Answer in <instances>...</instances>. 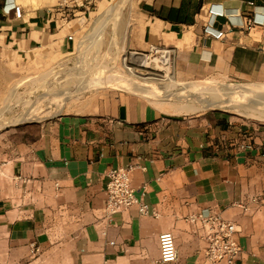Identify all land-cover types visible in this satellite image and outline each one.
Here are the masks:
<instances>
[{
  "label": "crops",
  "instance_id": "0c3cea01",
  "mask_svg": "<svg viewBox=\"0 0 264 264\" xmlns=\"http://www.w3.org/2000/svg\"><path fill=\"white\" fill-rule=\"evenodd\" d=\"M6 1L0 57L24 60L25 79L75 57L83 25L103 3L60 26L48 12L57 0ZM137 15L127 52L168 49L177 82L264 84V0H140ZM128 165L156 217L135 207L106 216V174ZM212 212L237 226L243 264H264V126L99 89L80 91L55 116L0 130V264L53 254L67 264H161L163 232L177 249L169 264H213L201 230L185 220Z\"/></svg>",
  "mask_w": 264,
  "mask_h": 264
},
{
  "label": "rangeland",
  "instance_id": "374dc122",
  "mask_svg": "<svg viewBox=\"0 0 264 264\" xmlns=\"http://www.w3.org/2000/svg\"><path fill=\"white\" fill-rule=\"evenodd\" d=\"M24 2H34V0H24ZM139 2L140 0H103L102 4H98L95 13L91 14L90 18L83 25V30L79 35L80 39L76 45V56H69L61 65L54 64L55 66L51 67L49 71L35 72L29 79L24 78L26 76V64L24 60L14 55L0 57V108L10 92L14 91L13 104L0 118V130L18 122V118L28 109L33 113L40 114V118L36 120L55 116L61 112L67 103H71L80 91L89 92L99 89H112L119 92L136 94L122 89L121 82L119 81H110L106 84H101L98 88H79L85 77H96L98 75L117 76V68L119 65L115 61L108 62L112 57L120 60L124 59L126 66L136 68L138 73L163 75L162 72L154 68L142 67L132 63L131 54L127 52L128 49L123 31L124 27L128 25L130 27V35L131 33H135ZM112 5V13L108 14V9ZM95 19L98 20L95 21ZM123 48L126 49V52H123ZM156 49L163 50L161 47H156ZM146 54H152V52L150 51ZM142 74L141 76H146ZM228 84L238 83L225 80H209L203 82V86L207 88L213 85H219L222 88V86ZM148 85L156 94L163 92V88L160 85L153 83ZM73 86L75 90L71 89ZM187 89L193 88L189 85ZM185 92L187 93V90ZM58 93L64 95L61 101L56 104H50V101L54 100L53 95ZM194 93V95L200 94V90ZM222 97L225 100L229 99L227 95H222ZM152 101L159 104L162 108H168L174 105L171 101ZM194 105L197 106L196 103ZM221 106V108L216 107L200 110L210 113H222L232 120V122L242 124L244 127L264 126V118L259 119L253 116H245L242 114L245 112L244 109L236 110L226 104H221ZM30 264L67 263L62 257L53 254L43 258L37 256Z\"/></svg>",
  "mask_w": 264,
  "mask_h": 264
},
{
  "label": "bare ground",
  "instance_id": "6f19581e",
  "mask_svg": "<svg viewBox=\"0 0 264 264\" xmlns=\"http://www.w3.org/2000/svg\"><path fill=\"white\" fill-rule=\"evenodd\" d=\"M42 3H48V0H42ZM112 9L113 5L109 7L108 14L112 13ZM97 20L95 19V21ZM123 33L124 39L127 40L130 34V27L128 25L124 27ZM123 49V52H126V49ZM151 52L152 54L133 52L131 53V62L142 67H151L159 70L163 75L138 73L136 68L127 67L124 59L120 60L112 57L108 62L115 61L119 65L117 68V76L98 75L96 77H85L79 88H98L101 84H106L110 81H119L124 90L134 92L158 102H173L177 112L192 113L200 109L221 108V104H226L236 110L244 109L245 112L242 114L245 116H253L259 119L264 118V84H228L222 86V88L219 85H213L207 88L203 86V83H179L174 78L171 51L168 49L160 50L153 48ZM141 74L146 76H141ZM150 83L160 85L163 88V92L156 94L148 85ZM189 85L193 89H187ZM185 90H187V93ZM199 90L200 94L194 95V92ZM222 95L229 96V99H223ZM63 96L59 93L54 94V100L50 101V104L60 102ZM13 100L14 91L10 92L0 108V118L4 112L8 111L9 107L13 104ZM38 118H40L39 113H33L28 109L18 118V123L34 121Z\"/></svg>",
  "mask_w": 264,
  "mask_h": 264
},
{
  "label": "built area",
  "instance_id": "2783aa9c",
  "mask_svg": "<svg viewBox=\"0 0 264 264\" xmlns=\"http://www.w3.org/2000/svg\"><path fill=\"white\" fill-rule=\"evenodd\" d=\"M5 2H7L5 0ZM95 7V0H57L56 5L48 11L50 16L59 14V25L68 23L77 13L85 16L90 14ZM15 6L11 5L10 9ZM250 136L246 135V139ZM250 142V141H249ZM246 142L241 147L249 148L251 143ZM137 168L135 165L112 168L106 174V197L104 211L107 217L135 207L139 215L156 217L157 213L145 203L139 190L131 185V174ZM190 225L201 230V240L204 244L203 253L211 263L243 264L241 248L234 239L237 226L219 213L212 212L208 215L191 214L185 219ZM159 263L169 264L177 260V249L174 237L170 232H163L158 236Z\"/></svg>",
  "mask_w": 264,
  "mask_h": 264
}]
</instances>
